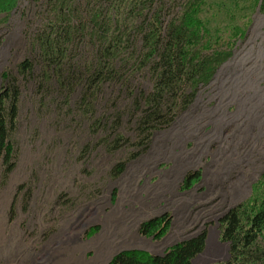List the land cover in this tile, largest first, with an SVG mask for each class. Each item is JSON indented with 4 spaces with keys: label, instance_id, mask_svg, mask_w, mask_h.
I'll use <instances>...</instances> for the list:
<instances>
[{
    "label": "rangeland",
    "instance_id": "obj_1",
    "mask_svg": "<svg viewBox=\"0 0 264 264\" xmlns=\"http://www.w3.org/2000/svg\"><path fill=\"white\" fill-rule=\"evenodd\" d=\"M72 1L83 20L108 5ZM184 1L168 3L167 15ZM56 5L18 0L0 12V90L8 73L21 91L13 168L0 160V264H107L125 250L163 254L202 232L206 248L192 264L228 260L219 221L264 174V0H204V55L231 57L192 101L160 95V119L150 118L159 91L152 60L139 66L124 51L116 70L106 60L96 70V43L85 37L59 69L49 65L34 44L64 30ZM28 58L35 67L24 75L18 67ZM190 173L200 179L184 187ZM164 215L171 221L162 238L142 232Z\"/></svg>",
    "mask_w": 264,
    "mask_h": 264
},
{
    "label": "trees",
    "instance_id": "obj_2",
    "mask_svg": "<svg viewBox=\"0 0 264 264\" xmlns=\"http://www.w3.org/2000/svg\"><path fill=\"white\" fill-rule=\"evenodd\" d=\"M17 1L0 0V12L11 11ZM175 1L178 0H104L107 6L102 5L101 11L83 20L80 9L72 0H57L58 22L65 26L64 30L57 26L54 37L53 33L40 36L34 45L38 44L41 56L56 68L61 58L68 57L70 45L85 37L96 43L99 64L96 70L101 68L104 60L108 61V72L116 70L114 61L124 51H128L130 57L136 55L139 66L152 60L159 91L149 100L156 109L150 118L160 119L158 110L163 94L173 95L172 100L177 102L181 93L180 97L186 96L187 102L192 101L199 86L207 85L219 66L231 57L230 52L216 50L204 55L211 45L210 39L206 40L210 31L200 17L204 0H185L181 11L169 17L166 6ZM34 67V62L28 58L18 69L20 73L30 75ZM188 89L191 93L186 95ZM20 95V87L5 73L0 90V160H4L9 171L13 168L14 154L10 136L16 124ZM199 179L200 173H190L183 186L189 187ZM170 221L169 215L158 217L144 223L142 232L162 238ZM219 224L220 238L229 245V259L212 264H264V174L254 187V195L231 208ZM206 244L207 233L202 232L174 244L163 254L125 250L107 264H192Z\"/></svg>",
    "mask_w": 264,
    "mask_h": 264
},
{
    "label": "bare ground",
    "instance_id": "obj_3",
    "mask_svg": "<svg viewBox=\"0 0 264 264\" xmlns=\"http://www.w3.org/2000/svg\"><path fill=\"white\" fill-rule=\"evenodd\" d=\"M2 218L4 219V216H2ZM5 221H1V225H0V237H2V238H0V243L2 242V243H4L3 241V238H4V235H5V230H6V228H5ZM74 232V231H73ZM8 240V239H7ZM100 252V251H99ZM84 257V256H83ZM101 257H102V255L101 254H99V255H97V258H96V260H95V262H99L100 260H101ZM82 259V258H81ZM86 259V258H85ZM84 258H83V260H82V264H84L85 262H86V260H85ZM87 263V262H86Z\"/></svg>",
    "mask_w": 264,
    "mask_h": 264
},
{
    "label": "water",
    "instance_id": "obj_4",
    "mask_svg": "<svg viewBox=\"0 0 264 264\" xmlns=\"http://www.w3.org/2000/svg\"><path fill=\"white\" fill-rule=\"evenodd\" d=\"M226 245H228V244H226Z\"/></svg>",
    "mask_w": 264,
    "mask_h": 264
}]
</instances>
